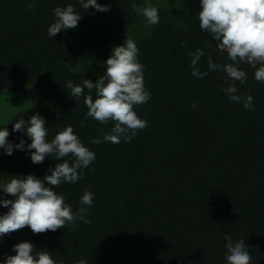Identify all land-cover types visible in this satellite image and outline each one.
<instances>
[{
  "label": "trees",
  "instance_id": "obj_1",
  "mask_svg": "<svg viewBox=\"0 0 264 264\" xmlns=\"http://www.w3.org/2000/svg\"><path fill=\"white\" fill-rule=\"evenodd\" d=\"M30 3L34 10L28 9ZM97 3L110 5L109 11L84 10L80 0H0V89L14 94L29 85L38 100L33 109L12 119L8 140L31 143L25 133L13 131V124L39 113L47 122L49 142L70 125L95 153V160L78 170L76 183L53 188L73 213L88 207L80 198L93 192L86 217L91 223L77 217L76 226L35 234L37 250H48L56 264L81 259L87 264H227L225 237L230 235L234 243L245 240L251 264H264V83L255 80V69L241 63L247 80L236 82V94L242 100L229 98L223 88L232 81L222 71H209L208 58L221 65L231 61L214 37L200 29V0H185L174 19L180 34L174 38L177 58L157 59L163 40L138 46V56L146 57L153 74L145 85L151 99L134 111L148 126L131 142L94 144L114 123L85 120L84 96L89 91L70 97L67 82L95 83L106 62H87L84 54L112 50L125 28L140 17L132 5L148 2ZM69 4L82 16L78 26L49 37L54 9ZM158 12L161 23L171 22L168 11ZM197 49L204 51L197 65L208 72L203 79L191 75L190 53ZM91 95L96 98L94 89ZM247 95L253 97L255 111L244 108ZM1 151L0 159L9 165L16 159L20 171L41 179L62 162L49 156L33 164L26 146L10 156Z\"/></svg>",
  "mask_w": 264,
  "mask_h": 264
},
{
  "label": "clouds",
  "instance_id": "obj_2",
  "mask_svg": "<svg viewBox=\"0 0 264 264\" xmlns=\"http://www.w3.org/2000/svg\"><path fill=\"white\" fill-rule=\"evenodd\" d=\"M80 4L84 10L91 7L107 12L110 8V5L99 4L97 0H80ZM132 7L146 18L148 25L159 23L157 7L151 4ZM199 7L200 29L214 37L217 48L226 52L231 61L217 64L209 55L208 70L226 73L232 83L223 88V91L232 101L240 103L242 97L236 94V82L243 85L247 80V72L239 68L241 63L255 69V80L264 83V0H200ZM34 8V4H28L29 10ZM54 16L55 22L47 29L49 37L75 29L82 19L72 4L63 8L56 7ZM138 53L136 42L126 38L124 44L113 47L112 54L106 60V71L95 83L88 79L83 81V86L74 85L72 81L67 82L66 86L71 90L70 97L84 96L85 88L89 91L84 96V104L88 109L85 120L91 117L103 125L110 121L114 123L110 133L92 140L94 144L104 141L118 144L121 139L131 142L138 131L148 126L147 120L139 118L134 111V106L146 104L151 99L150 92L145 88L143 65L138 62ZM190 55L191 75L203 79L208 72H201L197 65L204 51L197 49ZM93 89L95 99L91 95ZM243 101L246 110L255 111L251 95L244 97ZM192 107L195 108L196 104L193 103ZM46 123L36 113L27 121L21 118L13 124V131L23 132L30 138L31 143L27 145L23 138L18 144H12L8 140L7 127H0V148L7 155H12L14 149L24 150L26 146L33 164H40L49 156L62 161L56 163L54 168L50 167L43 179L27 174L12 176L8 182L0 184L4 194L15 198H0V206L9 209L0 215V238L25 227H29L34 234H41L56 231L68 224L76 226L77 217L85 224L91 223L86 217L88 208L93 203V192L86 191L80 198V203L88 207H81L77 213H73L71 206L65 203V197L57 194L53 188L61 183H76L81 178L78 170L87 168L95 160V153L81 143L70 125L57 132L49 142ZM83 126L84 121H81V127ZM69 155L74 156L75 160L70 162L67 159ZM225 239L227 264H251L252 257L247 251L248 246L244 239L235 243L230 235H226ZM13 248L16 254L6 256L3 264H56L48 250L41 249L33 255L34 245L29 241L17 243ZM77 264L87 262L81 259Z\"/></svg>",
  "mask_w": 264,
  "mask_h": 264
},
{
  "label": "rangeland",
  "instance_id": "obj_3",
  "mask_svg": "<svg viewBox=\"0 0 264 264\" xmlns=\"http://www.w3.org/2000/svg\"><path fill=\"white\" fill-rule=\"evenodd\" d=\"M184 1L185 0H147L148 3H146V5L151 4L152 6L163 8L168 11L171 22L161 23L159 21L156 25H148L146 18L140 15V17L125 28L121 41L118 42L116 46L124 44L126 38L133 39L136 42L137 47L139 44L148 43L152 40H163V42H165L164 48H161V55L157 59L177 58V52L179 50L176 48L174 38L180 36V34L175 30L174 19L176 20V16L179 13ZM111 54L112 50L108 52L90 50L84 54V58L87 59V62H94L96 59H100L101 62L99 61L97 63L101 64L102 61L105 63ZM137 59L138 62L143 65L144 83L148 87V80L153 74L150 68L151 65L146 62V57L140 58L138 56ZM37 101V98L30 91L29 85L22 86L14 94L7 89H0V127H7L9 131L12 119L18 114L33 109L38 104ZM47 105L50 110L51 104L48 103ZM1 152L3 151H1L0 148V153ZM11 163L13 164L9 165L5 159H0V184L8 182L12 176L27 175L26 172L20 171V169H22V165L18 162V160H12ZM0 198L15 199L11 195L4 194L2 189H0ZM8 210V208L0 206V215H3ZM22 241H29L34 245L33 255H35V252L38 251L35 234L32 233L29 227H25L0 238V264H3L6 256L16 254L13 246Z\"/></svg>",
  "mask_w": 264,
  "mask_h": 264
}]
</instances>
